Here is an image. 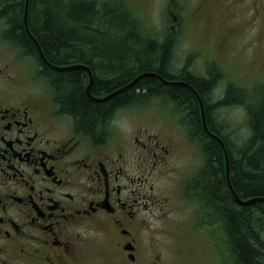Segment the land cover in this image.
Instances as JSON below:
<instances>
[{
	"label": "flooded vegetation",
	"instance_id": "obj_1",
	"mask_svg": "<svg viewBox=\"0 0 264 264\" xmlns=\"http://www.w3.org/2000/svg\"><path fill=\"white\" fill-rule=\"evenodd\" d=\"M91 56L87 52L84 61L73 58L64 65L22 58L29 62L20 74L13 73L10 64L0 67V264H161V256L143 233L147 216L160 214L168 204L160 182L170 168L177 171L172 159L179 152L184 128H173L172 144L142 129L116 138L112 123L119 110L128 107L126 103L110 114L105 126L87 133L62 113L43 72H48L45 68L62 72L51 66L88 67L93 77L91 97L85 89L84 93L92 101V97L102 99L120 90L116 95L126 93L127 98L136 99L146 93L144 97L173 102L156 88L135 89L132 94L139 80L152 75L127 85L145 73L165 86L190 90L191 86L181 80L185 76L168 72L166 78L138 70L134 64L117 65L113 59L98 61ZM115 66V76L99 79L102 67ZM30 68L44 87L39 92L27 90V83L35 82L30 81ZM78 70L83 81L89 79L86 70ZM106 80L114 81L110 92L102 87ZM61 117L68 118L70 127L61 126ZM190 128L198 134L199 127ZM185 138L189 145L194 142L189 134ZM178 171L175 178L181 180ZM191 192V184L182 190L178 185L174 206L179 208L184 199L196 212L198 203Z\"/></svg>",
	"mask_w": 264,
	"mask_h": 264
},
{
	"label": "trees",
	"instance_id": "obj_2",
	"mask_svg": "<svg viewBox=\"0 0 264 264\" xmlns=\"http://www.w3.org/2000/svg\"><path fill=\"white\" fill-rule=\"evenodd\" d=\"M101 1L28 0L27 27L45 59L56 65H64L73 58L84 61L87 52L98 61L104 55L109 57L107 53L101 57L102 51L96 54L92 48L93 44L103 42L100 39L104 38L103 32L106 30L109 36L114 37L113 42L121 40L116 47L119 55L115 59L110 56L108 60L113 59L117 65L134 64L138 70L145 69L163 77L168 76L165 69H169L170 63L165 45L139 37L148 36L150 31H143L144 25L135 20L134 12L127 10L125 13L120 9L121 12H114V7L108 1ZM25 2L26 0H0V23L3 25L0 40L18 52L21 58L40 61L38 50L24 26ZM73 23L93 29L85 31L79 25L74 27ZM128 26L129 30L134 27L138 35H134L132 29L126 32ZM45 69L48 72L43 73L57 97L62 113L70 115L75 125L87 133H93L99 125L105 126L110 114L121 104L142 103L147 100L144 97L146 93L138 95L136 99L134 96L127 98L126 93H120L105 102H95L85 95L82 72L79 70L57 72ZM117 70V66L106 68L102 70V74L111 78L116 75ZM218 76L216 69L211 68L206 78L190 75L181 78L191 86V90L182 85L165 86L153 76H148L136 83L132 94L135 89L139 92L155 88L158 92L159 89L186 111L185 117L189 123L184 121L187 124H191L193 128L199 127L197 140L194 142L203 155V161L189 179L192 189L194 188L192 192L199 193L203 198L205 212L210 208L220 215L235 264H264V201L241 205L235 200L226 179L224 150L206 134L200 119L197 96L204 105L208 104L207 96L214 88L209 87L214 82L216 84ZM113 83L112 80L103 81L102 87L110 92ZM260 94L257 102L248 103L246 90L229 83L217 100L221 107L240 105L244 108L249 134L241 141L232 139L229 135L233 130L228 122L221 123L222 126L215 125L213 118L218 115L216 110H205L206 125L224 144L228 158V177L235 194L242 200L264 198V86ZM189 135L191 138V134Z\"/></svg>",
	"mask_w": 264,
	"mask_h": 264
},
{
	"label": "rangeland",
	"instance_id": "obj_3",
	"mask_svg": "<svg viewBox=\"0 0 264 264\" xmlns=\"http://www.w3.org/2000/svg\"><path fill=\"white\" fill-rule=\"evenodd\" d=\"M107 1L114 7V12H121L120 10L125 13L127 10L134 12L132 13L136 18L134 19L144 25L143 31H150L147 33L148 36L139 35L142 40H155L165 45L169 68L172 67L169 71L165 69L167 73L177 77L189 75L207 77L211 68L216 69L219 76L215 80L216 84L214 82L209 87L214 88L210 91V97L207 96L208 104L204 105L202 102L204 114L205 110L208 112L216 110L218 117L213 118L215 125L222 126L221 123L228 122L233 130L229 133L232 139L241 141L248 136L249 127L244 108L240 105L221 107L217 100L221 98L229 83L246 90L248 103L254 104L260 98L264 86V0H102L101 2ZM72 25L74 27L79 25L80 29L92 31L90 26L84 27L75 23ZM2 27L0 23V32ZM127 28L126 32L129 26ZM131 29L134 35H138L134 27ZM139 29L141 30L142 27ZM104 35V38L100 39L103 42L92 43L94 53L102 51L115 59L114 57L119 55L116 47L121 40L113 42L114 37L109 36L106 30ZM109 57L104 55L103 58L109 59ZM27 62L29 61L22 59L18 52L0 40V67L10 64L12 72L20 74L22 66ZM211 63H215L213 67L209 65ZM96 64L99 66L98 63ZM23 71L27 73L24 68ZM97 74L99 79H106L102 72L99 71ZM29 75L32 78H30L31 82L35 80L33 84L27 83L29 92H39L41 87L44 88L42 83L36 80V72L31 68ZM87 83L88 80L84 79V89ZM119 111L121 112L116 115L113 120L116 121H112L111 127L116 138L127 137L137 129H142L158 134L161 141L172 144L169 137L173 128L183 127L185 136L194 132L191 138L193 141L197 140L196 129L189 128L191 124H187L189 122L185 117L186 111L169 100L158 101L157 98L147 97L145 102L128 104V107ZM60 123L61 126L70 127L66 117H61ZM181 135L182 141L177 144L179 152L172 161L173 166L175 165L177 171L179 170L178 174L182 181L175 178L177 171L171 170L169 164L168 174L160 182L166 189L160 192L162 195H167L168 204L160 214L156 211L152 218L151 215L147 216V226L143 234L153 243L156 255L161 256L159 259L161 264H235V257L229 249L220 215L210 208L205 212V202L199 193L191 192V196L198 203L196 212L194 206L184 199H180L179 208L174 206L172 199L175 188L178 185L181 190L184 185L188 188L190 175L203 161L198 146L196 147L194 142H190L189 145L182 130ZM224 167L226 169V162ZM153 257H150L149 263L152 262Z\"/></svg>",
	"mask_w": 264,
	"mask_h": 264
},
{
	"label": "water",
	"instance_id": "obj_4",
	"mask_svg": "<svg viewBox=\"0 0 264 264\" xmlns=\"http://www.w3.org/2000/svg\"><path fill=\"white\" fill-rule=\"evenodd\" d=\"M27 6H28V0H26V2H25V9H24V26H25V29H26V31H27V33H28V36H29L30 40H31L32 43L35 45L36 49L38 50V53H39L40 57L43 59L44 62H46L47 64H49L48 61H47V60L45 59V57L43 56V54H42V52H41V50H40V47H39L37 41L34 39V37L30 34V32H29V30H28V27H27V21H26V18H27V16H26V13H27ZM49 65H50V64H49ZM51 67H52L53 69L60 70V71H64V70H65V71H68V70L70 71V70H78V69L86 70V71L88 72V74H89V79H88V84H87V86H86V88H85V91H86L87 95L90 96L89 90H90V87H91V85H92L93 77H92V74H91V72H90V70H89L88 67H84V66H81V65H73V66H68V67H56V66H51ZM144 75H152V76H153V74H151V73H145V74H142V75L138 76L136 79H134L132 82H130L127 86H130V85L134 84V83H135L140 77H142V76H144ZM168 84H169V83H168ZM125 88H126V87H125ZM125 88H123V89H125ZM119 91H120V90H119ZM119 91L113 92V93H111L110 95H108V96H106L105 98H102V99L95 98V97H92V98H93V100L96 101V102H104V101L108 100L109 98L113 97L114 95H116ZM195 95L197 96V94H195ZM90 97H91V96H90ZM197 100L199 101V106H200V115H201V123H202V127H203L204 131L206 132V134H207L210 138H212L213 140H215L216 142H218V143L221 145V147L223 148L224 153H225L226 167H227V160H228V158H227V153H226V150H225L224 144H223L222 140H221L218 136H216V135H214L213 133H211L210 130L208 129V127H207V125H206V119H205V114H204V107H203V104H202V102L200 101V98H199L198 96H197ZM226 179H227V183H228V186H229V189H230L232 195L234 196L235 200H236L239 204H241V205H246V204L252 203V202H254V201H264V198H258V199H257V198H254V199H250V200H242V199H240V198L235 194V192H234V190H233V188H232V185H231V183H230V181H229V177H228V169H227V168H226Z\"/></svg>",
	"mask_w": 264,
	"mask_h": 264
},
{
	"label": "bare ground",
	"instance_id": "obj_5",
	"mask_svg": "<svg viewBox=\"0 0 264 264\" xmlns=\"http://www.w3.org/2000/svg\"><path fill=\"white\" fill-rule=\"evenodd\" d=\"M121 110V109H120ZM115 119V118H114ZM228 170H229V168H228V166L226 167Z\"/></svg>",
	"mask_w": 264,
	"mask_h": 264
}]
</instances>
